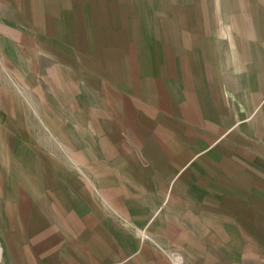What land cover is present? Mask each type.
Wrapping results in <instances>:
<instances>
[{
  "label": "crops",
  "instance_id": "0c3cea01",
  "mask_svg": "<svg viewBox=\"0 0 264 264\" xmlns=\"http://www.w3.org/2000/svg\"><path fill=\"white\" fill-rule=\"evenodd\" d=\"M4 1L0 264H264V0Z\"/></svg>",
  "mask_w": 264,
  "mask_h": 264
},
{
  "label": "rangeland",
  "instance_id": "374dc122",
  "mask_svg": "<svg viewBox=\"0 0 264 264\" xmlns=\"http://www.w3.org/2000/svg\"><path fill=\"white\" fill-rule=\"evenodd\" d=\"M21 4H8L7 2L0 3V79L3 82H6V79L10 81L11 85L14 87H23L22 83L19 81V74L17 71L21 73V63H18L19 60L14 59V55L11 53H7L4 51V43L2 41V34L5 32L6 20L7 16L12 17L13 12L15 10H21ZM9 13V14H7ZM16 61L19 65H15L13 62ZM9 64V65H7ZM12 64L14 67H12ZM19 67V68H18ZM15 68V69H13ZM16 70V71H14ZM5 86V85H4ZM15 87V88H16Z\"/></svg>",
  "mask_w": 264,
  "mask_h": 264
}]
</instances>
